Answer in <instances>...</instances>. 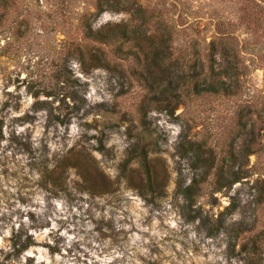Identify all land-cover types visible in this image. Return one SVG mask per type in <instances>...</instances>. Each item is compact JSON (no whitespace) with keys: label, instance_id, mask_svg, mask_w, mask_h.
<instances>
[{"label":"rangeland","instance_id":"rangeland-1","mask_svg":"<svg viewBox=\"0 0 264 264\" xmlns=\"http://www.w3.org/2000/svg\"><path fill=\"white\" fill-rule=\"evenodd\" d=\"M0 264H264V0H0Z\"/></svg>","mask_w":264,"mask_h":264},{"label":"trees","instance_id":"trees-1","mask_svg":"<svg viewBox=\"0 0 264 264\" xmlns=\"http://www.w3.org/2000/svg\"><path fill=\"white\" fill-rule=\"evenodd\" d=\"M88 32H89L90 36H94V34H99V35L106 34L105 36H108V37L116 36L115 34L117 32H120L123 35L125 34L124 30H118V29H112V30H109L107 32L100 30V32L95 33L90 27H88ZM96 58L98 60H100L98 56H96ZM211 86H213V85H211ZM208 90L212 91L213 89H208ZM162 93L164 94V91H162ZM147 131L153 132L150 130H147ZM182 136H185V135H182ZM141 140H143V138H141ZM191 144H193V143H191ZM181 146L182 147L184 146V141L182 142ZM137 147H139V146H137ZM198 150L199 149H197L196 151L198 152ZM196 154L198 155V153H196ZM136 159L138 160V164H139L138 173L141 175L142 181L145 180L146 183L150 185L151 180H152V171H151L150 162L147 158V151H145L144 146L141 147L140 149L135 148L133 151H131V154L127 160V163L132 161V160H136ZM194 190H195L194 186L183 187L182 185H179V191L185 196V198L187 199V201L191 205L193 202ZM28 240L32 241V237L28 236ZM27 246H28L27 243L22 244V248H26Z\"/></svg>","mask_w":264,"mask_h":264}]
</instances>
